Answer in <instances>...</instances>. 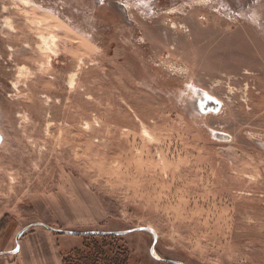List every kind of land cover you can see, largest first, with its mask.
Segmentation results:
<instances>
[{"label": "rangeland", "instance_id": "obj_1", "mask_svg": "<svg viewBox=\"0 0 264 264\" xmlns=\"http://www.w3.org/2000/svg\"><path fill=\"white\" fill-rule=\"evenodd\" d=\"M9 261L264 264V0H0Z\"/></svg>", "mask_w": 264, "mask_h": 264}, {"label": "water", "instance_id": "obj_2", "mask_svg": "<svg viewBox=\"0 0 264 264\" xmlns=\"http://www.w3.org/2000/svg\"><path fill=\"white\" fill-rule=\"evenodd\" d=\"M46 228L49 229V230L54 231V230L51 229L50 227H46ZM134 230H135V229H133L132 231H134ZM55 231H57V232H59V233H70V234H75V232H70V231H63V230H55ZM107 233H109V234H115L114 232H107ZM20 235H21V232L17 235V237H16V242H18ZM16 250H17V248H16L14 251H9V253H14ZM170 263L182 264V263L177 262V261H170Z\"/></svg>", "mask_w": 264, "mask_h": 264}, {"label": "crops", "instance_id": "obj_3", "mask_svg": "<svg viewBox=\"0 0 264 264\" xmlns=\"http://www.w3.org/2000/svg\"><path fill=\"white\" fill-rule=\"evenodd\" d=\"M22 245H23V242H21V237H20V239L18 240V243H17V245H16V247H17V251L20 253L21 252V249H22ZM22 253V252H21ZM9 264H13L12 262H10L9 261Z\"/></svg>", "mask_w": 264, "mask_h": 264}]
</instances>
